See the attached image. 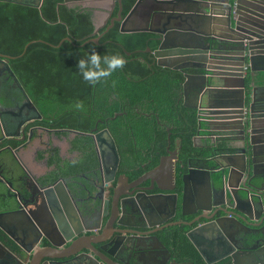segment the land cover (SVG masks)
I'll return each mask as SVG.
<instances>
[{"label":"flooded vegetation","instance_id":"af4514ba","mask_svg":"<svg viewBox=\"0 0 264 264\" xmlns=\"http://www.w3.org/2000/svg\"><path fill=\"white\" fill-rule=\"evenodd\" d=\"M84 1L75 7L84 9ZM229 4L239 22L237 33H217L234 35L236 42L242 40L245 47L242 120L250 121L254 127L250 128L252 140L259 145L253 151L244 145L248 142L247 134L241 135L240 130L221 131L209 125L215 121L209 113L203 117L200 129L198 108L193 106L199 102V107L205 109L207 102L201 101L193 86L186 95L184 72L158 65L154 53L160 42L154 34L150 42H157L158 46H148L141 54L147 57L151 77L156 76L159 68L170 74H183L177 102L196 111L198 130L191 138L192 147L183 144L176 124L169 127L155 113L143 112L140 114L145 115V120L155 116L159 124L166 126L165 140L163 129L160 134L150 129H143L150 133H132L131 129L121 127L117 128V138L109 128L97 125V130L94 128L89 134L97 166L80 172L78 177L67 176V159L79 165L88 161L84 149L67 150V129L55 128L51 125L53 117L39 112L40 118L31 111L23 91L0 62V264H264V255L258 254L264 253V243L256 254L246 251L242 240L249 233H264L259 218L262 210L256 203L258 194L249 192L245 201L233 197L237 185L247 183L249 167L251 176H264V153L260 146L264 139V61L254 65L249 60L264 56L253 54L257 44L251 45L256 38L259 40V30L264 31V0H229ZM91 6L93 19L102 24L103 16L96 15L100 9ZM117 7L110 20L118 15ZM205 44L215 50L237 46L212 40ZM233 57L234 62H243L240 56ZM252 66L258 70L253 71ZM224 72L220 70L221 77L237 84L239 91L235 93L239 96L240 80L225 77ZM215 94V100L222 101L221 93ZM154 105L153 99H147L137 111L149 110ZM119 115L122 113L114 119ZM106 129L113 146L106 141L103 154L95 137ZM235 135L229 153L241 154L232 160L233 168L220 156L228 153L227 141ZM235 145L240 148L234 149ZM56 154L62 160L60 166L50 163ZM163 162L167 170L172 167V175L152 174ZM198 177L206 180L204 186L196 182ZM239 210L253 218V225L243 221ZM67 233L72 237L67 238Z\"/></svg>","mask_w":264,"mask_h":264},{"label":"trees","instance_id":"16d2710c","mask_svg":"<svg viewBox=\"0 0 264 264\" xmlns=\"http://www.w3.org/2000/svg\"><path fill=\"white\" fill-rule=\"evenodd\" d=\"M136 1L123 0L124 17ZM119 26L116 23L96 44L91 39L101 35L106 27L93 35L95 26L90 9L67 7L64 0H44L41 9L0 2V53L15 57L10 66L39 112L53 117V127L67 129V150L84 149L88 161L79 165L67 159V176L78 177L80 172L97 166L93 139L89 135L97 125L101 129L109 128L117 138V128L121 127L131 129L132 133L150 129L160 134L159 130L166 126L158 123V117L169 127L176 124L186 148L192 147L191 138L198 130L196 111L177 102L183 74H170L161 68L156 70V76L149 74L147 57L141 52L148 46H158L157 42H150L155 35L150 32L123 34ZM32 41L35 42L29 44ZM61 41V46L55 47ZM92 51L101 55L119 54L126 63L110 76L91 84L82 78L77 63ZM126 51L131 54L128 56ZM147 99L154 100V107L137 111ZM143 112L155 113L157 117L145 120L142 117L145 115L140 114ZM117 113L122 115L114 119ZM165 137L166 131L164 140ZM50 163L60 166L62 160L56 154Z\"/></svg>","mask_w":264,"mask_h":264},{"label":"water","instance_id":"95a60500","mask_svg":"<svg viewBox=\"0 0 264 264\" xmlns=\"http://www.w3.org/2000/svg\"><path fill=\"white\" fill-rule=\"evenodd\" d=\"M80 1L83 0H64V4H66L67 7H74L75 4ZM0 2L14 3L41 9L44 0H0ZM83 4L85 8L89 9L93 8L91 5L94 4L95 7L101 10H99L96 15L103 16L102 24H99L98 21L94 19L95 30L93 35H96L103 27H106V30L101 35L91 39L96 44H99L100 38L114 27L116 22L120 23V32L123 34L150 32L158 36L157 41L160 42V45L158 50L154 53L158 65L184 72L185 80L183 86L186 95L187 90L193 86L194 89L197 90L196 95H198L201 101L207 102L208 106L205 109L199 107V105H201L199 102L197 106H193L194 108H198L200 129H203L201 125L204 121L203 117L209 113V115H212L215 119V121H208L209 125H215V129L232 132L240 130L238 133L241 135L247 134L248 142H245L244 145H247V148L250 147L252 151L259 145L252 140L250 128L253 129V125H251L248 120L246 123L242 120L245 98V91L243 89L245 86V79L242 73L244 71L245 52L243 50L245 47L242 40L241 42H236L237 38L234 35L237 33L235 31H237L236 28L239 22L235 20L233 6L229 4V0H137L125 17L122 15L123 0H85ZM116 6L119 7L118 15L110 20ZM214 8H219L224 11L214 10ZM109 20L110 24L107 26ZM261 29L264 30L263 27H261ZM217 30L231 31L234 35H227V32L217 33ZM259 33V40L256 38L255 41L251 42V45L257 44V47L254 48L255 50L253 51L255 55L264 54V48L261 47L264 46V31L259 30ZM66 39L71 40L70 38ZM207 40H212L217 43L226 41L233 45L237 44V46L229 50H221L220 48L215 50L213 47L205 44ZM63 41L55 47H60ZM34 42L35 41H32L29 44ZM88 42H90V40L86 41L85 44ZM126 54L130 55L131 53L126 51ZM219 56H226L227 59L223 60L221 57L219 59ZM233 56H240L243 62H234ZM12 59H15V57L0 54V62L5 64L6 70L26 96L28 108L38 113L41 118L42 116L36 105L29 98L10 66V61ZM249 60L255 65L258 64L259 60L264 61V56H258L255 60L249 58ZM208 61H210L208 64H201ZM221 69L225 70V77L230 79L238 78V80H240L242 89L240 90L239 96H236L235 93L239 91L236 89L238 87L237 84L228 82L224 77H221ZM186 70H196L200 71V73H188L185 72ZM252 70L256 71L258 69L252 66ZM202 71L204 73H202ZM252 75H254V73H252ZM215 93H221L222 101L215 100L213 96L217 95ZM239 99L241 100L240 103L238 102ZM185 105L190 106L189 104ZM96 130L95 128L94 131ZM236 138L237 135L231 136V138L228 139L229 142L227 141L225 147L228 153L220 156V159L227 163V166H232L233 168H235V164L232 163V160H234L235 157H239L241 154L238 151H236V153H238L236 155L229 153L234 144L233 141H236ZM95 139L103 154L105 152L104 143L106 141H109L113 146L112 136L107 129L98 132ZM260 146L263 147L264 153V139L261 140ZM239 148L240 147L236 145L234 147L236 150ZM244 153L246 154V152ZM243 161L245 168L246 161ZM166 170L165 163L163 162L152 174L160 175L171 173L172 175V167ZM242 171L245 172L246 170L243 169ZM250 171L251 169L249 167L247 183L243 184L242 187H239L240 185L238 184L233 197L237 201H245L249 199V192L258 194L256 203L261 207L262 211L259 218L260 222L264 224V176H251ZM196 182L202 187L205 185L206 180L198 177ZM241 192L245 193V196H243ZM227 193H230L228 189ZM210 198L213 200L211 196ZM199 210H204V208L200 207ZM239 212L242 214L244 222L253 225V218L242 210H239ZM67 230H70L68 222ZM253 232L257 231L254 230ZM259 234H261L260 238ZM263 234L264 233L258 231L257 233H249L247 237L243 238V246L246 251H254L257 254V248L262 247L261 245L264 243ZM72 235L73 234L68 235L67 233V238H71ZM191 240L195 243L192 237ZM258 254L264 255L262 251L258 252Z\"/></svg>","mask_w":264,"mask_h":264},{"label":"clouds","instance_id":"9594fccd","mask_svg":"<svg viewBox=\"0 0 264 264\" xmlns=\"http://www.w3.org/2000/svg\"><path fill=\"white\" fill-rule=\"evenodd\" d=\"M125 63L126 61L119 54L101 55L97 51H92L86 54L85 58L78 60L77 68L85 81L95 84L101 78L108 77L122 68ZM76 107H81V104L78 102Z\"/></svg>","mask_w":264,"mask_h":264}]
</instances>
